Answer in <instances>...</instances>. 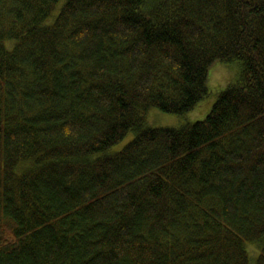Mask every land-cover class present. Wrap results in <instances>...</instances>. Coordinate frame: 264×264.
<instances>
[{"label": "trees", "instance_id": "16d2710c", "mask_svg": "<svg viewBox=\"0 0 264 264\" xmlns=\"http://www.w3.org/2000/svg\"><path fill=\"white\" fill-rule=\"evenodd\" d=\"M61 1L0 0V264H264V0Z\"/></svg>", "mask_w": 264, "mask_h": 264}, {"label": "rangeland", "instance_id": "374dc122", "mask_svg": "<svg viewBox=\"0 0 264 264\" xmlns=\"http://www.w3.org/2000/svg\"><path fill=\"white\" fill-rule=\"evenodd\" d=\"M64 2L65 0L60 2L55 13L59 11ZM240 72L241 63L239 61L216 63L211 67L209 72V95L193 111L185 115H175L164 113L159 109H151L147 115L146 126L150 128H180L186 124L203 121L210 114L218 99L219 93L225 90L230 84L237 82L240 77ZM134 135V132H130L123 141L113 146L109 152L115 153L121 151L134 139ZM247 248L251 256V261L254 262L260 249L253 245H249Z\"/></svg>", "mask_w": 264, "mask_h": 264}]
</instances>
